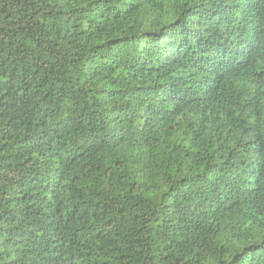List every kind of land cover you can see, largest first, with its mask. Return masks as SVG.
<instances>
[{"label": "trees", "instance_id": "obj_1", "mask_svg": "<svg viewBox=\"0 0 264 264\" xmlns=\"http://www.w3.org/2000/svg\"><path fill=\"white\" fill-rule=\"evenodd\" d=\"M0 264H264V0H0Z\"/></svg>", "mask_w": 264, "mask_h": 264}]
</instances>
